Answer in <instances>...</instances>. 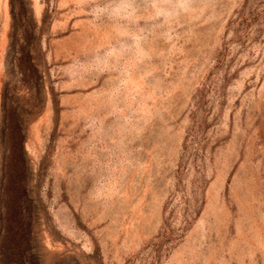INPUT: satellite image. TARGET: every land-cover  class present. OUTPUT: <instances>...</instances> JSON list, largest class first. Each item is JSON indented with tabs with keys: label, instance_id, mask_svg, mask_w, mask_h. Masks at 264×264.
Listing matches in <instances>:
<instances>
[{
	"label": "rangeland",
	"instance_id": "1",
	"mask_svg": "<svg viewBox=\"0 0 264 264\" xmlns=\"http://www.w3.org/2000/svg\"><path fill=\"white\" fill-rule=\"evenodd\" d=\"M124 4L0 0L6 263L264 264V0Z\"/></svg>",
	"mask_w": 264,
	"mask_h": 264
},
{
	"label": "trees",
	"instance_id": "2",
	"mask_svg": "<svg viewBox=\"0 0 264 264\" xmlns=\"http://www.w3.org/2000/svg\"><path fill=\"white\" fill-rule=\"evenodd\" d=\"M10 7H11V16L13 17L12 15V4H9ZM16 53V57L14 59V67L15 69H17V72L18 73H23L27 70V62L29 60V57H28V53L24 52V48L19 45L17 47V50L15 51ZM28 66L31 67L29 65V62H28ZM11 139L9 136H4L2 134H0V149H2V159H1V167L3 168L4 165H5V162L7 161V155L9 154L8 152V145L9 143H11ZM15 142V141H14ZM13 143V142H12ZM11 146V144H10ZM12 146H16L18 148H21V141L17 140L15 142V144H12ZM6 154V155H5ZM2 170V169H1ZM2 218H3V215H2ZM1 218V212H0V264H8L6 263V254H7V250L5 248V245H4V228H3V220ZM11 264V263H10ZM15 264V263H13Z\"/></svg>",
	"mask_w": 264,
	"mask_h": 264
},
{
	"label": "clouds",
	"instance_id": "3",
	"mask_svg": "<svg viewBox=\"0 0 264 264\" xmlns=\"http://www.w3.org/2000/svg\"><path fill=\"white\" fill-rule=\"evenodd\" d=\"M126 5L122 9H118L119 12H121V16L123 18H131L135 15V8L132 5V0H125Z\"/></svg>",
	"mask_w": 264,
	"mask_h": 264
}]
</instances>
